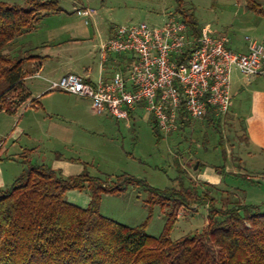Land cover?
Segmentation results:
<instances>
[{"label":"rangeland","instance_id":"rangeland-1","mask_svg":"<svg viewBox=\"0 0 264 264\" xmlns=\"http://www.w3.org/2000/svg\"><path fill=\"white\" fill-rule=\"evenodd\" d=\"M184 1L193 7L198 25L209 26L213 34H227L233 50H237V42L246 43L247 36L264 40V17L248 9L245 0ZM257 1L264 7V0ZM25 2L0 0L8 5L24 6ZM58 6L59 13L42 18L36 29L15 41L12 55L24 56L26 50L33 49V55L45 59L43 68L24 81L40 99L35 107L27 101L14 114L0 112V171L2 177L13 178L6 187L26 168L23 152L36 147V152L27 156L31 164L52 166L57 160L69 161L92 176L104 178L108 185L118 182L123 174L161 190L174 187L181 179L185 185L195 186L198 194L210 191L219 200L221 195L236 193L235 197L229 195L264 209V154L248 152L239 139L245 125L232 115L219 117L220 125L206 115L183 129L179 123L176 131L166 133L142 107L129 120H117L94 113L87 98L59 90L45 93V79L56 80L67 72L89 74L97 81L102 67H107L101 60L100 45L110 33L139 23L162 27L171 16H179L175 0H58ZM77 9L91 13L88 25ZM233 73L240 76L236 68ZM196 162L203 164L199 170L193 169ZM216 168H224L225 173L205 175ZM216 177H220L217 183ZM76 193L84 201L89 192ZM148 199L144 189L130 185L122 194H104L100 211L127 226L145 224L148 234L159 237L167 229L169 208L159 204L150 207ZM177 215L167 229L173 240L201 231L208 209L195 204L180 209Z\"/></svg>","mask_w":264,"mask_h":264},{"label":"trees","instance_id":"trees-1","mask_svg":"<svg viewBox=\"0 0 264 264\" xmlns=\"http://www.w3.org/2000/svg\"><path fill=\"white\" fill-rule=\"evenodd\" d=\"M175 1L179 17L198 39L203 28L193 7H187L184 0ZM245 2L248 9L264 17L260 1ZM60 10L58 0H26L24 6L0 3V112L14 114L27 101L31 107L39 102L24 81L40 69L45 57L33 55V49L24 56L12 53L18 37ZM208 115L209 121L220 125L212 110ZM184 116L180 129L191 125ZM239 139L246 141V133ZM28 154L24 151L22 155L26 159L23 172L10 186L0 187V264H264V209L232 199L230 195L236 193L218 200L210 191L198 194L195 186L181 179L174 187L161 190L127 174L108 185L104 178L87 172L66 177L46 164H31ZM216 171L225 173L224 168ZM130 185L149 194L150 207L169 208L167 229L180 209L195 204L208 209L205 227L173 240L167 229L153 237L145 224L131 227L104 216L102 196L122 194ZM86 188L91 192L86 208L68 202L67 191Z\"/></svg>","mask_w":264,"mask_h":264},{"label":"built area","instance_id":"built-area-1","mask_svg":"<svg viewBox=\"0 0 264 264\" xmlns=\"http://www.w3.org/2000/svg\"><path fill=\"white\" fill-rule=\"evenodd\" d=\"M77 14L90 15L81 9ZM84 22L89 24L88 18ZM245 40L247 51L239 52L229 47L225 33L203 28L196 39L179 16L158 28L146 23L120 26L100 45L102 62L124 55L123 64L115 60L111 74H101L97 81L77 73L45 80L49 90L89 99L98 115L129 120L142 107L170 133L177 130L182 113L191 121L203 119L210 110L218 117L229 113L233 68L247 78L264 77V41Z\"/></svg>","mask_w":264,"mask_h":264},{"label":"crops","instance_id":"crops-1","mask_svg":"<svg viewBox=\"0 0 264 264\" xmlns=\"http://www.w3.org/2000/svg\"><path fill=\"white\" fill-rule=\"evenodd\" d=\"M88 14L91 15V13L88 11ZM88 25V24H87ZM210 30L209 26L203 27ZM113 31L110 33L109 37L112 35ZM108 37V38H109ZM256 39L263 40L261 36H253ZM264 38V36H263ZM264 41V40H263ZM230 46V45H229ZM235 47L239 52H245L247 51V43L245 42H237L235 44ZM231 48V46H230ZM232 49V48H231ZM233 50V49H232ZM102 60V58H101ZM115 60L118 63L123 64L124 58L118 55H112L108 58L106 62H103V65L107 67H102L100 71L101 74H111L113 71V68L116 66ZM120 60H122L120 62ZM44 60L42 61L40 69L43 68ZM237 70V69H236ZM103 71V73H101ZM238 71V70H237ZM239 72V71H238ZM68 73H74V72H67ZM64 74V75H66ZM240 76H236L233 73V69L231 71L230 80H231V94H232V105L229 111V115H232L235 117V120L242 121L245 125L244 132L246 133L247 140L244 141L245 148L248 149V152L251 154H258L262 153L264 154V77H252L247 78L241 73H239ZM62 75V76H64ZM61 76V77H62ZM83 77L87 78L90 81H94L90 78L89 74L82 75ZM60 78V77H59ZM52 90L47 89L45 93H48ZM32 93V92H31ZM69 94V93H68ZM73 95V94H71ZM77 96V95H75ZM80 97V96H78ZM32 98H37L33 96ZM39 99V98H38ZM40 100V99H39ZM31 107V106H30ZM92 109V108H91ZM109 116V115H106ZM37 150L36 147H32L30 149H26L25 151H29L31 153H35ZM251 150V151H249ZM28 154V155H29ZM254 154V155H256ZM5 157H8L5 156ZM26 161V160H25ZM30 161V160H29ZM69 161H61L57 160L54 162V164L51 166L52 168L61 171L62 174L66 177L78 175L82 172H84V168L82 166L76 167L74 165H71V163H68ZM217 171H212L211 169L206 171V176H214ZM211 174V175H210ZM17 178V176H14ZM14 178V180L16 179ZM214 178V177H213ZM220 178V177H219ZM219 178L216 177L215 182L217 183L219 181ZM13 178H4L1 176L0 171V187H6L9 183H11ZM88 191L87 197L84 199V201L79 200L78 194L76 193V190H69L66 192V198L68 202L77 205L82 208H86L91 200V192L88 188L84 189Z\"/></svg>","mask_w":264,"mask_h":264},{"label":"water","instance_id":"water-1","mask_svg":"<svg viewBox=\"0 0 264 264\" xmlns=\"http://www.w3.org/2000/svg\"><path fill=\"white\" fill-rule=\"evenodd\" d=\"M199 164H200L199 162H196L195 165H194V167H193V169L194 170H197L199 168Z\"/></svg>","mask_w":264,"mask_h":264}]
</instances>
